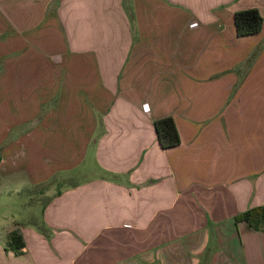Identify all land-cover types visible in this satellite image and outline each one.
Masks as SVG:
<instances>
[{"label": "crops", "instance_id": "crops-1", "mask_svg": "<svg viewBox=\"0 0 264 264\" xmlns=\"http://www.w3.org/2000/svg\"><path fill=\"white\" fill-rule=\"evenodd\" d=\"M125 1L0 0V182H52L0 264H264V0Z\"/></svg>", "mask_w": 264, "mask_h": 264}, {"label": "rangeland", "instance_id": "rangeland-1", "mask_svg": "<svg viewBox=\"0 0 264 264\" xmlns=\"http://www.w3.org/2000/svg\"><path fill=\"white\" fill-rule=\"evenodd\" d=\"M125 6L127 10H132V0L125 1ZM256 52L253 50V54L251 58L255 56ZM252 61H250L249 65H251ZM27 93L28 86H27ZM29 103H27L28 105ZM250 113L251 110L254 109L255 113H262L264 115V101H254L250 102ZM226 106V105H225ZM11 117L16 115V113H10ZM261 120H264V116H261ZM253 122L250 118V133L253 132ZM259 140H258V139ZM261 140L258 135L250 134V146L261 145ZM14 183L10 181L12 178L6 179L0 182V228L9 225L12 222L16 224H29L33 219L38 218L40 213V206L43 204L42 198L39 195L44 194L45 191L49 190L52 185L51 183H47L46 185L37 186L30 190L24 189L23 184H20V177H13ZM81 178V177H80ZM65 183L57 184V188L59 186L64 185ZM11 186V187H10ZM10 187L9 189H7ZM26 187V186H25ZM19 188V189H18Z\"/></svg>", "mask_w": 264, "mask_h": 264}, {"label": "trees", "instance_id": "trees-1", "mask_svg": "<svg viewBox=\"0 0 264 264\" xmlns=\"http://www.w3.org/2000/svg\"><path fill=\"white\" fill-rule=\"evenodd\" d=\"M262 18L254 8L236 11L232 14V25L236 37L257 34L260 31ZM156 141L161 149H168L179 143V138L171 117H164L152 123ZM235 222L243 221L253 230L264 229V207L246 210L234 217ZM23 247L21 236L14 230L9 231L4 243V250L15 255Z\"/></svg>", "mask_w": 264, "mask_h": 264}, {"label": "built area", "instance_id": "built-area-1", "mask_svg": "<svg viewBox=\"0 0 264 264\" xmlns=\"http://www.w3.org/2000/svg\"><path fill=\"white\" fill-rule=\"evenodd\" d=\"M193 27H196V23H191L189 24V28H193ZM141 110L144 112V113H147L148 112V107H147V104H142L141 105Z\"/></svg>", "mask_w": 264, "mask_h": 264}]
</instances>
